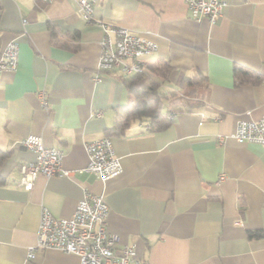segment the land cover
<instances>
[{
	"label": "crops",
	"instance_id": "obj_1",
	"mask_svg": "<svg viewBox=\"0 0 264 264\" xmlns=\"http://www.w3.org/2000/svg\"><path fill=\"white\" fill-rule=\"evenodd\" d=\"M77 1L0 0V51L18 43L16 69L0 75V264H79L55 250L28 257L27 247L42 208L67 218L85 193L103 196L106 231L116 248L135 246L134 264H264V146L231 136L239 120L264 116V0H223L213 24L196 21L183 0H98L96 20L156 42L143 75L158 84L171 120L150 131L146 118L134 119L120 133L124 79L135 74L97 70L102 29L80 18ZM235 68L258 80L239 83ZM196 77L200 103L188 107L184 79ZM28 135L60 150L71 174L19 186L33 159L19 143ZM101 137L122 166L105 182L83 171L85 144Z\"/></svg>",
	"mask_w": 264,
	"mask_h": 264
},
{
	"label": "built area",
	"instance_id": "obj_2",
	"mask_svg": "<svg viewBox=\"0 0 264 264\" xmlns=\"http://www.w3.org/2000/svg\"><path fill=\"white\" fill-rule=\"evenodd\" d=\"M51 3L53 0H41ZM98 0H78L77 13L86 22L98 24L103 33L99 42L98 71L118 69L124 76L144 73V57L157 50V44L141 33L105 23L93 17ZM191 16L213 24L223 15V0H183ZM25 22V21H23ZM18 61V43L12 39L0 51V75L14 71ZM41 106H45L46 91L36 92ZM232 138L239 142H253L264 146V116L256 120H239ZM20 145L33 154V159L20 167L18 185L30 191L36 178L44 176L65 177L71 172L62 166L63 153L47 147L37 135H28ZM88 162L83 171L96 175L105 182L122 171L110 138L101 137L85 144ZM224 179L220 175L217 183ZM108 206L101 194L85 193L67 218H55L45 208L41 209L36 241L27 247L28 257L36 250H55L77 256L79 264H134L137 262L135 246L116 248L118 237L108 233L105 219Z\"/></svg>",
	"mask_w": 264,
	"mask_h": 264
},
{
	"label": "trees",
	"instance_id": "obj_3",
	"mask_svg": "<svg viewBox=\"0 0 264 264\" xmlns=\"http://www.w3.org/2000/svg\"><path fill=\"white\" fill-rule=\"evenodd\" d=\"M161 75L164 76L165 73H161ZM234 77L239 83L255 82L258 80L255 74L242 68H235ZM199 80V77L184 79L185 86L189 87L187 91L189 98L184 101L188 107H195L200 103L195 99L198 93ZM124 81L128 88L130 102L119 109L113 131L120 133L132 120L141 118L147 119L150 131L165 129L171 123V120L162 113L163 95L158 92V84L146 78L143 74H135L132 77L124 79ZM6 155V153L0 151V166ZM1 183L2 179L0 177ZM248 235L249 237L259 236L260 233L250 232Z\"/></svg>",
	"mask_w": 264,
	"mask_h": 264
}]
</instances>
